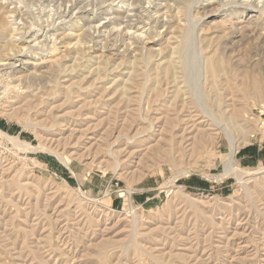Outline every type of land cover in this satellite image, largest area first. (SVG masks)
Wrapping results in <instances>:
<instances>
[{
  "label": "rangeland",
  "instance_id": "1",
  "mask_svg": "<svg viewBox=\"0 0 264 264\" xmlns=\"http://www.w3.org/2000/svg\"><path fill=\"white\" fill-rule=\"evenodd\" d=\"M204 1H170L165 18L163 0H11L21 47H42L28 48V80L0 70V131L17 137L0 133V264H264V6L238 15ZM209 61L213 77L200 72ZM127 78L154 136L131 130L108 147L63 127L102 132L108 111L125 116ZM218 110L240 125L233 166L226 137L177 121ZM177 127L195 137L179 151L164 143ZM250 145L260 158H239Z\"/></svg>",
  "mask_w": 264,
  "mask_h": 264
},
{
  "label": "bare ground",
  "instance_id": "2",
  "mask_svg": "<svg viewBox=\"0 0 264 264\" xmlns=\"http://www.w3.org/2000/svg\"><path fill=\"white\" fill-rule=\"evenodd\" d=\"M155 1V0H154ZM164 4H160L161 7L163 8V11H165L169 5L168 3L170 1L174 2V1H180L182 2L184 5L185 4H188L191 0H163ZM203 2V1H202ZM205 4H213V3H217L223 11H226L228 10V12L230 13H234V14H244L245 12L247 13H260L262 12L263 10V6H264V0H205L204 1ZM20 3V2H19ZM18 3V4H19ZM13 3L11 2V0H1L0 2V39L2 41H0V50L2 51H5L6 54H4V57L3 59H1L0 61V70H11V74L14 75V76H17L13 82H19L21 83L22 81L24 80H28L30 78V73H28V71L30 70V68H28V66H30V63L29 61L26 59V56H27V51H28V48H33L35 47L37 49L38 46H35V45H39V47L41 48L42 46L40 42H35L37 40V38L35 39L33 37V40L31 41L30 39V42H28V45L26 48H22L20 45V42H22V31H21V25H23L22 23H20V19H17V15H16V10H15V7H10ZM115 4V3H114ZM146 4V3H145ZM197 4V3H196ZM30 5V4H29ZM132 5V4H130ZM114 6V5H113ZM33 7V6H32ZM161 8V9H162ZM23 9V8H22ZM67 9V8H66ZM110 9V8H109ZM165 9V10H164ZM93 10V9H92ZM34 11V10H33ZM167 11L166 10L164 12V16L163 17H168L167 14ZM180 11V10H179ZM130 12V11H129ZM224 13V12H223ZM226 13V12H225ZM224 13V14H225ZM102 14V13H101ZM127 14V13H126ZM22 15V14H21ZM35 15V14H34ZM156 15V14H155ZM228 15V14H227ZM36 17V16H35ZM97 17V16H96ZM107 17V16H106ZM92 18H93V15H92ZM162 18V16H161ZM30 19V18H29ZM163 20H165L163 18ZM180 20V19H179ZM189 20V19H188ZM46 21V20H45ZM49 21V20H48ZM80 21V20H79ZM159 21V20H158ZM170 21V20H169ZM37 22V21H36ZM61 22V21H60ZM111 22V21H110ZM116 22V21H115ZM139 22V21H138ZM153 22V21H152ZM151 22V23H152ZM164 22V21H163ZM182 22V21H181ZM64 23V22H63ZM117 23V22H116ZM59 24V23H58ZM79 24V23H78ZM77 24V25H78ZM180 24V23H179ZM33 25V24H32ZM43 25V24H42ZM50 25V24H49ZM67 25V24H66ZM101 25V24H100ZM99 26L96 27V29L98 28L99 29ZM61 26V25H60ZM74 26V25H73ZM86 26V25H85ZM91 26V25H90ZM129 26V25H128ZM169 26V25H168ZM29 27V26H28ZM35 27V26H34ZM104 27V26H102ZM122 27V26H121ZM142 27V26H141ZM156 27V26H155ZM165 27V26H164ZM106 28V27H105ZM137 28V27H136ZM149 28V27H148ZM36 29V28H35ZM38 29V28H37ZM36 29V30H37ZM41 29V28H40ZM82 29V28H81ZM109 29V28H108ZM122 29V28H121ZM127 31H124L125 32V35H127L128 39L131 40L132 38L134 37H138L139 35H136L137 32L139 31H132L131 28H123ZM163 29V28H162ZM166 29V28H165ZM120 30V29H119ZM118 30V31H119ZM97 31V30H96ZM117 31V30H116ZM117 31V32H118ZM95 32V31H94ZM122 32V30H121ZM121 32L119 31L118 34H121ZM124 32H122L124 34ZM149 32V31H148ZM141 34V32H139ZM97 34V33H96ZM35 35V34H34ZM33 35V36H34ZM94 35V34H93ZM52 36V35H51ZM65 37H74V35L72 34H67V35H64ZM101 36V35H100ZM153 36V35H152ZM62 37V36H61ZM103 37V36H102ZM116 37V36H115ZM141 37V36H140ZM139 37V38H140ZM145 37V36H144ZM137 38V40L139 39ZM28 39V38H27ZM72 39V38H71ZM123 39V38H122ZM25 40V38H24ZM74 40V39H73ZM34 41V44L32 46H30V43H33ZM84 41V40H83ZM93 41V40H92ZM127 41V40H126ZM143 41H144V38H143ZM65 42V41H64ZM101 42V41H100ZM26 44V42H25ZM62 44V43H61ZM73 44V43H72ZM100 44V43H99ZM129 44V42H128ZM57 45V44H56ZM102 45V44H101ZM98 46V45H96ZM130 46V45H129ZM145 47V46H144ZM71 48V49H70ZM119 48V47H118ZM149 48V46H148ZM35 49V50H36ZM130 49V47L128 48ZM126 49V50H128ZM146 49V47H145ZM33 50V49H32ZM70 50H76L77 52L81 50V48L79 47V45L77 44V42L75 44H73L71 47L69 46H65L64 47V51H63V54L60 58H64L66 55H68V51ZM98 50V49H97ZM37 51V50H36ZM159 51V50H158ZM176 51V50H175ZM146 52V51H145ZM37 53V52H36ZM74 54V53H73ZM95 54V53H94ZM60 55V54H59ZM175 55V54H174ZM45 56V55H44ZM173 57V56H172ZM92 58V57H91ZM169 58V57H168ZM42 59V58H41ZM171 59H174V58H171ZM71 60V59H70ZM155 60V59H154ZM170 60V59H168ZM175 60V59H174ZM177 60V59H176ZM73 61V60H72ZM66 62V60H65ZM201 62V61H200ZM95 63V62H94ZM144 63V62H143ZM160 63V62H159ZM175 63H179L178 61H176ZM181 63L184 65V62L181 61ZM202 63V62H201ZM165 64V62L163 63ZM159 65L158 66V74L156 76H159L160 74H163L167 71L165 70H168L169 68H172L173 67V62H170V63H167L164 68H162V65L160 64H157ZM46 66V65H45ZM90 66V65H89ZM59 68V67H58ZM62 69V68H61ZM141 69V68H140ZM87 70V69H86ZM45 71V70H44ZM143 72V71H142ZM146 72V71H145ZM201 73L203 74H210L211 77L215 76V66L214 64L209 61V62H204L203 63V66L201 67V70H200ZM199 73V72H198ZM58 74V73H57ZM107 74V73H106ZM174 74V73H172ZM120 75V73H119ZM4 76V75H3ZM13 76V78H14ZM108 76V75H107ZM146 76V75H145ZM12 76H10L11 78ZM144 77V76H143ZM175 77V76H174ZM106 78V77H105ZM129 78V81L132 80L133 78H131L130 76L128 77ZM128 78L125 82V86L123 89H121V95H123L122 97L125 98V103H124V106L123 108L125 109V116H122L119 118V116L117 117V119H111V111H108V114H107V122H106V127H103L104 130H99L97 128H99L100 124H96V125H91L90 127H88L87 129H85L84 131H81L80 130V127H82V123L84 120H75L73 122H69V121H65L63 119V116H62V120L64 121V125L63 127L67 126L68 128L67 129H71L70 127H72V133L74 131V133H81L82 136L84 135H90V137L88 139H94L96 140L97 142H100L101 145H106V146H110V144H114L117 140L120 141L121 138H125V141L126 139L127 140H130V137L131 136H127L129 135V132L132 130H135L134 134H133V139L136 138V137H143L144 136H147V138H150L152 136H154V133L156 131H154L155 127H153V124L152 122H148V118L146 119V112L144 114V110L142 109V106L138 104H134V107L135 109H130V107H132L131 105V102H132V99L131 97H127L126 94L127 93V90H129V88H126V85L128 84ZM131 78V79H130ZM12 79V78H11ZM57 76H56V79L54 80V84L56 85L55 87H57L58 85V81L59 79L57 80ZM153 79V78H152ZM162 79V78H161ZM108 80V79H107ZM113 80V79H112ZM10 81V80H9ZM61 81V80H60ZM133 81V80H132ZM131 82V81H130ZM136 83V82H135ZM173 83H176V82H173ZM10 84V83H9ZM8 84V85H9ZM139 85V84H138ZM141 85V84H140ZM82 86V85H81ZM115 86V85H114ZM118 86V85H117ZM16 87H18V84L14 87H12V89H15ZM64 87V86H63ZM120 87V86H119ZM20 87H18L19 89ZM141 88V87H139ZM17 89V88H16ZM125 90V91H124ZM141 90V89H140ZM146 90V89H144ZM120 91V90H119ZM64 92V91H63ZM85 92V91H84ZM118 92V91H117ZM3 93V92H2ZM19 95V93H18ZM129 95V94H128ZM16 96V95H15ZM33 96V95H32ZM29 94H27L24 98V101L26 99L27 103L30 102V100H28L30 97H32ZM41 98V102L44 103V102H47V101H51L52 99V96H48L45 98L39 96ZM22 98V97H21ZM100 98V97H99ZM16 99V98H15ZM23 99V98H22ZM45 99V100H44ZM25 101V102H26ZM54 101V100H53ZM108 101V100H107ZM220 102V101H219ZM8 103V102H7ZM100 103V102H99ZM103 103V102H102ZM218 103V102H217ZM24 104V103H23ZM102 105V104H101ZM12 106V105H11ZM26 106V105H24ZM23 106V108H24ZM163 106V105H162ZM159 107V106H158ZM161 107V106H160ZM159 107V108H160ZM26 108V107H25ZM29 108V107H28ZM43 108V107H42ZM166 108V107H165ZM164 108V109H165ZM40 109V108H39ZM107 109V108H105ZM161 109V108H160ZM167 109V108H166ZM222 109V108H221ZM42 110V109H41ZM49 110V109H48ZM60 110V109H59ZM111 110V109H110ZM119 110V109H118ZM158 110V109H157ZM190 110V109H189ZM188 110V111H189ZM30 111V110H29ZM163 111V109H162ZM31 112V111H30ZM45 112V111H43ZM217 112V111H216ZM104 113V112H103ZM164 113V112H162ZM183 113V112H182ZM187 113V112H185ZM197 113V112H196ZM218 115L214 117V115H209V114H202V116H196V115H190V113H188V115L186 114L185 116H183L184 114H182V116H179V118L177 119L178 123L180 122L181 123V120L180 118L183 117L182 119H184L185 117H187L188 119H186V121H188L189 119L192 121V122H196V120H199L198 124L200 126H203V125H206L208 127H211L213 131H218L220 134H222L224 137H226L230 143V154L228 156V158L230 159V164L233 166L235 165V162H234V159H233V155L235 154V152L237 151L238 149V146L236 145L237 143H235L234 141V134H233V130H232V127L234 126H237V128L240 126V125H237V123L235 122L234 118L230 117H226L223 115V112L222 111H219L218 110ZM68 114V113H67ZM71 114V113H70ZM106 115V111L104 113ZM127 114V115H126ZM155 114V113H154ZM159 114V113H158ZM200 114V115H201ZM45 115V114H44ZM72 115V114H71ZM129 115V117H128ZM199 115V114H198ZM31 116V115H30ZM75 116V115H74ZM102 116V115H101ZM112 116H114L112 114ZM161 116V115H160ZM178 116V115H177ZM33 117V116H32ZM72 117V116H70ZM115 117V116H114ZM170 117V116H169ZM51 118V117H50ZM161 118V117H160ZM159 118V119H160ZM88 119V118H87ZM74 120V119H73ZM158 120V119H157ZM156 120V122H157ZM55 121V120H54ZM63 121L60 122L61 124H63ZM89 121V120H88ZM92 121V120H91ZM90 121V122H91ZM183 121V120H182ZM90 122H87L88 124ZM159 122V121H158ZM163 122V121H162ZM185 122V121H184ZM86 123V124H87ZM165 123V122H164ZM177 123V124H178ZM163 124V123H161ZM166 124V123H165ZM176 124V123H175ZM176 124V125H177ZM193 124V123H192ZM50 125V124H49ZM55 126L57 125L56 123L54 124ZM85 124H83L84 126ZM142 125V127H140ZM143 125H145V127H143ZM171 125H174V124H171ZM139 126V127H138ZM161 126V125H160ZM181 126V125H180ZM184 126V125H182ZM189 126V125H188ZM193 126V125H192ZM205 127V126H204ZM40 128V127H39ZM48 128V127H47ZM61 128V127H60ZM136 128V129H135ZM159 128V127H158ZM162 128V127H161ZM178 128V127H177ZM102 129V128H101ZM188 129L189 128H184L182 127V129L178 128V131L177 133H174L172 135H169L166 140H164V143L167 145L168 143V146H170L172 149H175V150H178L180 148V150L182 149L180 146H182V144L184 143H187L188 140H194L195 137H192L190 136V132H188ZM47 130H51V129H47ZM161 130V129H159ZM166 130V129H165ZM40 131V130H39ZM55 131H62L61 129L59 130L58 127L55 128ZM70 131V132H71ZM49 132V131H48ZM0 133L4 134L7 138H9L11 141L12 140H16L17 137H10L8 136L7 134L3 133L2 131H0ZM62 133V132H61ZM158 133V132H157ZM59 135V134H58ZM159 135V134H158ZM47 136V135H46ZM76 136V135H75ZM164 137V136H163ZM198 137V136H197ZM142 138V139H143ZM138 139V138H137ZM135 139V141L137 140ZM146 139V137H145ZM152 139V138H151ZM150 139V140H151ZM163 139V138H161ZM160 139V141H162ZM124 140V139H123ZM140 140V139H139ZM147 140V139H146ZM95 141V142H96ZM112 141V142H111ZM133 141V140H132ZM159 141V140H157ZM159 141V142H160ZM146 142V141H145ZM104 143V144H103ZM133 143V142H132ZM131 143V144H132ZM150 143V142H149ZM158 143V142H156ZM162 143V142H161ZM116 144V143H115ZM145 144V143H144ZM147 144H148V141H147ZM143 145V143H142ZM141 145V147H142ZM151 145V144H150ZM161 147L162 146H159L161 145L160 143L159 144H156L155 147ZM146 146V145H145ZM144 146V147H145ZM115 147V146H114ZM184 147V146H182ZM192 147V146H190ZM33 147H29L28 145H26V149H32ZM143 148V147H142ZM170 148V149H171ZM103 149V148H102ZM150 149V148H149ZM148 149V150H149ZM169 149V148H168ZM185 149V148H184ZM187 149V147H186ZM106 150V149H105ZM116 150V149H115ZM147 150V151H148ZM152 150V149H150ZM159 150V149H158ZM160 150H163V149H160ZM174 150V151H175ZM109 151V150H108ZM172 151V152H174ZM179 151V150H178ZM177 151V152H178ZM155 152H157L155 150ZM182 152V151H181ZM163 156V155H162ZM110 157V156H109ZM172 157V155H171ZM176 159V158H175ZM231 168V166L228 164V170ZM236 171H234V176L237 177L238 180H241V176L239 175V172H237V169H235ZM24 184V183H23ZM23 187V186H22Z\"/></svg>",
  "mask_w": 264,
  "mask_h": 264
},
{
  "label": "crops",
  "instance_id": "3",
  "mask_svg": "<svg viewBox=\"0 0 264 264\" xmlns=\"http://www.w3.org/2000/svg\"><path fill=\"white\" fill-rule=\"evenodd\" d=\"M259 156H260L259 150L255 149L254 146L250 145V147H247V148L242 150V152L240 153L239 158L244 160V159H248V158L250 159L251 157L260 158Z\"/></svg>",
  "mask_w": 264,
  "mask_h": 264
},
{
  "label": "built area",
  "instance_id": "4",
  "mask_svg": "<svg viewBox=\"0 0 264 264\" xmlns=\"http://www.w3.org/2000/svg\"><path fill=\"white\" fill-rule=\"evenodd\" d=\"M261 116L264 114V108H263V111L260 112Z\"/></svg>",
  "mask_w": 264,
  "mask_h": 264
}]
</instances>
